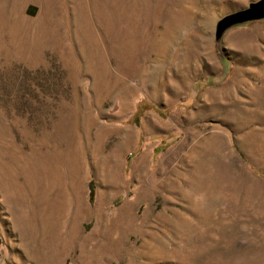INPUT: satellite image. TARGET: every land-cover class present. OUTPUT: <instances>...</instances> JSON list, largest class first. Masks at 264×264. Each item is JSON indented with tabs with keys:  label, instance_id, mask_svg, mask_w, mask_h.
I'll list each match as a JSON object with an SVG mask.
<instances>
[{
	"label": "rangeland",
	"instance_id": "obj_1",
	"mask_svg": "<svg viewBox=\"0 0 264 264\" xmlns=\"http://www.w3.org/2000/svg\"><path fill=\"white\" fill-rule=\"evenodd\" d=\"M250 1L0 0V264H264Z\"/></svg>",
	"mask_w": 264,
	"mask_h": 264
},
{
	"label": "water",
	"instance_id": "obj_2",
	"mask_svg": "<svg viewBox=\"0 0 264 264\" xmlns=\"http://www.w3.org/2000/svg\"><path fill=\"white\" fill-rule=\"evenodd\" d=\"M264 18V0H253L245 7L231 11L219 17L214 24V41L219 44L222 34L233 26Z\"/></svg>",
	"mask_w": 264,
	"mask_h": 264
},
{
	"label": "trees",
	"instance_id": "obj_3",
	"mask_svg": "<svg viewBox=\"0 0 264 264\" xmlns=\"http://www.w3.org/2000/svg\"><path fill=\"white\" fill-rule=\"evenodd\" d=\"M89 199H92V185L89 184Z\"/></svg>",
	"mask_w": 264,
	"mask_h": 264
}]
</instances>
